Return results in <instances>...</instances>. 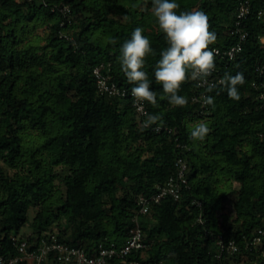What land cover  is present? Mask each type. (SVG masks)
Wrapping results in <instances>:
<instances>
[{
	"label": "trees",
	"instance_id": "1",
	"mask_svg": "<svg viewBox=\"0 0 264 264\" xmlns=\"http://www.w3.org/2000/svg\"><path fill=\"white\" fill-rule=\"evenodd\" d=\"M239 1L177 0V12L204 11L217 35L208 82L225 72L245 77L238 101L188 80L178 92L188 103L179 107L161 99L154 79L167 45L151 0H0L1 253L16 254L23 239L36 247L54 229L60 241L91 253L98 242L122 243L138 222L143 254L132 250L104 264H264V232L257 233L264 229V75L256 69L264 62L257 37L264 0H248L242 17ZM138 26L155 52L144 71L157 105L144 102L145 109L161 117L147 129L118 59ZM233 45L240 48L229 56ZM94 67L126 93L96 88ZM201 95L213 96L214 107ZM200 121L211 131L194 141L189 130ZM178 157L187 165L180 196L150 200L140 213V197L176 173ZM26 224L32 231L21 234ZM219 235L237 250L221 251Z\"/></svg>",
	"mask_w": 264,
	"mask_h": 264
},
{
	"label": "clouds",
	"instance_id": "2",
	"mask_svg": "<svg viewBox=\"0 0 264 264\" xmlns=\"http://www.w3.org/2000/svg\"><path fill=\"white\" fill-rule=\"evenodd\" d=\"M179 8L177 0H151V13L163 32L167 45L159 52V59L153 66L154 79L162 87L161 99L166 98L172 106L185 107L188 100L178 92L182 84L191 80L196 81L198 87L206 86L208 93L219 86L221 90L226 91L228 98L238 101L239 86L245 83L242 72H236L235 75L225 72L222 78L211 83L207 80L216 70V50L209 46L217 40L216 33L209 30L207 14L200 9L177 12ZM142 33V27L134 28L130 39L120 46L118 59L121 71L133 85L131 95L137 110L146 117L143 128L147 129L161 117L150 114L143 108V102L157 105L158 94L152 90L151 80L144 71L145 58L155 55V52L148 37ZM109 43L115 44L116 39L111 38ZM200 103L214 107V97L201 95ZM210 131L208 124L200 121L190 128L189 136L194 141H203ZM143 211L147 213L148 209Z\"/></svg>",
	"mask_w": 264,
	"mask_h": 264
},
{
	"label": "built area",
	"instance_id": "3",
	"mask_svg": "<svg viewBox=\"0 0 264 264\" xmlns=\"http://www.w3.org/2000/svg\"><path fill=\"white\" fill-rule=\"evenodd\" d=\"M248 9V0H240L237 16H245ZM257 13L258 15L264 14V7L259 8ZM238 23L239 20L237 19L234 24L237 25ZM244 35V32L241 33V37H244ZM257 37L264 47V27L257 34ZM239 48V45H236L235 47L233 45L229 49H226V52L229 56H232ZM256 69L260 74L264 75V62L258 64ZM93 72L96 77V88H98L101 92L121 95L126 93L124 88L119 87L113 81H108L107 76L102 74L98 67H94ZM220 78L221 77H218L217 80ZM133 104L136 106L134 99ZM143 108L144 111H146L144 102ZM176 165L177 171L174 175L169 176L162 184L156 185L155 189L151 194H149V196L140 197V213H145L143 210L145 208L148 209V202L150 200L156 202L167 196H171L173 198H178L180 196L181 186L186 182L187 165L182 157L177 158ZM56 231L57 230L54 229V231L48 232V237H41L40 242L36 247H30L29 243L23 239L17 243L16 254L6 256L0 252V264H19L23 261H25L26 264H56L55 261L65 264H104L111 257L126 256L132 250L139 249L141 250V254H143L142 251L146 247V244L142 239V229L138 222H136V225L130 229V234L122 243H115L113 241L109 243L98 242V244L93 247L91 253H88L81 246H74L64 241H60L56 236ZM263 232L264 229L262 227L257 229V233ZM259 239V235L255 234L253 236V242H257ZM217 242L221 251L224 250L228 254L234 253L238 248L237 244L233 240L230 239L225 241L221 235L218 236ZM129 262L131 264H145L138 259H130Z\"/></svg>",
	"mask_w": 264,
	"mask_h": 264
},
{
	"label": "rangeland",
	"instance_id": "4",
	"mask_svg": "<svg viewBox=\"0 0 264 264\" xmlns=\"http://www.w3.org/2000/svg\"><path fill=\"white\" fill-rule=\"evenodd\" d=\"M42 28H43V26H40L39 28H38V32L40 33V34H42ZM227 178H229V179H231V184H232V187L233 188H236L237 186H238V182L233 178V177H231L230 175H227ZM233 194V192H232V190L230 189V191H228V196H231ZM228 208H229V203L228 202H225V204H224V207L223 208H221L220 210H222V211H227L228 210ZM32 216V212L30 213V217ZM25 231V233L27 232V233H31V231H32V228L29 226V225H24L23 227H22V229H21V231H20V233L22 234L23 232Z\"/></svg>",
	"mask_w": 264,
	"mask_h": 264
}]
</instances>
